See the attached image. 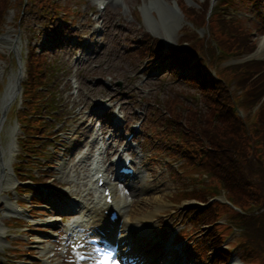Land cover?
Instances as JSON below:
<instances>
[{
    "label": "rangeland",
    "instance_id": "374dc122",
    "mask_svg": "<svg viewBox=\"0 0 264 264\" xmlns=\"http://www.w3.org/2000/svg\"><path fill=\"white\" fill-rule=\"evenodd\" d=\"M121 1L123 2L125 8L121 7L120 5L116 6L115 4H110V6L108 7L109 10L106 12L104 17H105V19H112V18H110L108 13H110L111 16H115L116 14H118L120 16L119 21H123V22H121V24H119L120 28H119L118 34L117 35H112V36H117V40H111V41L112 42H116L117 41V44H115V48H113L114 52H116L115 55H114L113 61L117 62V63L120 62L121 64H123L125 66L123 68H119L117 70V73L126 74L127 70L129 69V66L131 65V59L128 58V56L130 54L129 52H131L130 48H132V45H133L134 41L136 40V38H137V36L139 34L137 22H140V21L137 20L136 18H134V13H133V8H134L133 5L138 0H121ZM140 1H143V0H140ZM165 2H171L172 3L173 0H165ZM23 7H24L23 0H11V9L9 10L8 16L12 17L14 15L13 20L17 21V23H18L21 20V18L25 15V13L21 14ZM18 16H20L19 19H18ZM112 21H113V19H112ZM25 23L26 22H23L22 25H24ZM110 25L107 27L108 31L106 32V35H110V33L112 32L111 28H113V26L111 27ZM121 28H123V29H121ZM251 28L253 29L252 26H251ZM119 38H121V39L119 40ZM262 38L263 37H261V39ZM256 39L258 40V38H256ZM260 57L264 58V55H260ZM10 63H11V61H9V64ZM183 89H185V88H183ZM55 100L58 103L59 96H57ZM51 122H53V119H51ZM161 124L162 123L159 122V125H161ZM163 124H164V122H163ZM151 129H149L148 131H150ZM53 130H55V129H53ZM53 130L51 129V131H53ZM68 130H65V131H68ZM167 134H168V132H164L162 135L161 134L158 135L157 136L158 142L151 144V146H153V147L160 148V150H157V156H156L157 161H156L155 165H156V167H160L161 170H163V168L166 167V164H164V165L162 164V157L166 156V151H165V148H164V145H163V141L166 139ZM61 142H63L65 145H67V143H66L67 140L65 138H62ZM249 154L253 156L252 152H249ZM46 163H48V162L47 161H41L40 166H38V171H40V172L46 171L47 175L51 176L53 174V171L50 168L44 166ZM153 169H155V167L151 168V172H152ZM26 170H28V169H26ZM28 171H30V170H28ZM33 171L37 172V169H35ZM168 172L170 174L171 171H168ZM165 174H166V172H165ZM165 174H163V176H162L163 178H166ZM38 176H40V175H38ZM169 176H170V178L172 180L167 177V180H168L167 182L166 181L161 182V188L163 189V193L167 194L166 200H168L169 198L175 200L177 198V196L173 195V193L176 192V191H179L180 189L187 188L188 185H186V183H184V181H185L184 179H181V178L176 177V176H173V177H171V175H169ZM40 177L42 179H44L46 176H40ZM162 177H160L159 180ZM47 183L48 184H53V185L55 184L51 180L47 181ZM168 195H170V196H168ZM179 196H184V194L180 193ZM251 197H254V195H251L250 198ZM193 202H194L193 200H189V201H185L184 200L181 203V204H184V203L186 204V208L184 210V212H186V214L189 213L188 209L190 207H192L190 205ZM165 206L166 207H164L163 209H166V210L171 208V207H178L177 204H175L173 202H170V201L166 202ZM134 208H135V210H137L138 209V204ZM188 226L191 227V224H189ZM191 228H193V229L196 228V229H199V230L201 229L200 226H195V228H194V226H192ZM195 239H197V237H195L194 240ZM203 246L205 247L206 243H204L202 245V247ZM205 263L208 264L207 262H204V261H201V262L199 261L198 264H205Z\"/></svg>",
    "mask_w": 264,
    "mask_h": 264
},
{
    "label": "trees",
    "instance_id": "16d2710c",
    "mask_svg": "<svg viewBox=\"0 0 264 264\" xmlns=\"http://www.w3.org/2000/svg\"><path fill=\"white\" fill-rule=\"evenodd\" d=\"M237 41H239V46L245 45V47L247 49H251L254 44H250L247 40H244L242 37L237 38ZM264 63L258 62V63H251V62H245L244 64L238 65L235 67V71H236V76L240 77L241 82H245V81H249L251 82V84L256 85L258 88H261L262 90L264 89V81L261 80L260 76L257 78L256 73L253 74L254 70H257L261 65H263ZM189 81L194 82V84L196 86L199 87V89H201L202 93H203V98H208L209 101H213V92L214 90L212 89L211 91H207L205 92L206 88L205 83L202 78L198 77L197 75H193L189 78ZM207 96V97H205ZM218 102H216V106L215 108L217 109L218 107ZM194 117H192L191 119H193V121L195 122V124L197 125V123L199 124V121L197 119V117H195V112H193ZM264 117V114H263ZM205 121H208L207 117H204ZM229 124V123H228ZM205 126H203L204 128ZM228 129V128H227ZM237 129H241L243 131V133L245 134L247 131V128L242 126V125H236L233 127V130H237ZM229 131V130H228ZM216 135L217 137L220 138V140L223 139L224 142L218 144L217 146H220L222 148V152L220 154H218L217 159L219 161H221L222 163H227L228 158L230 159V164L231 166L233 165V159L238 156V149H237V145L238 142H240V138L237 139L236 134L234 133V131H229L227 132L226 130H223V128H220V126H218L216 128ZM230 139V140H229ZM229 166V169H231L232 173H238L239 171H242L241 169V165L239 163H234V166ZM222 258V253L219 251L217 254V262Z\"/></svg>",
    "mask_w": 264,
    "mask_h": 264
},
{
    "label": "bare ground",
    "instance_id": "6f19581e",
    "mask_svg": "<svg viewBox=\"0 0 264 264\" xmlns=\"http://www.w3.org/2000/svg\"><path fill=\"white\" fill-rule=\"evenodd\" d=\"M154 1L157 2V4L159 5L160 9H163L162 0H154ZM164 9H166V7ZM262 43H264V40H263ZM260 47H264V44H262ZM260 47H259V51H260ZM262 53H264V49L258 55H260ZM2 164L3 163L1 162L0 163V167L2 166ZM150 183H151V181L149 180V177L147 176L145 179L142 180L140 188H141L142 192L148 193L147 196H144L141 199H142V201H146V204L150 205L151 209L149 211H147V212H140L139 214L141 216H139V217H136L134 215V213L131 214L130 210H127V211L124 210L122 214L127 215V220L123 221V224H122L123 226L127 225L128 220L130 222L137 223L136 226L139 225V222L142 221V220H147L146 223H149V224L153 223V222H150V220L156 215L158 210H162L165 207L164 206V201L162 200V198H163V196L165 194L162 193L160 190H158L155 186H150ZM114 201L117 204H120L121 203V197L115 195L114 196ZM131 210L133 211L132 208H131ZM132 248L137 250V245L133 244Z\"/></svg>",
    "mask_w": 264,
    "mask_h": 264
},
{
    "label": "snow or ice",
    "instance_id": "6c2138e0",
    "mask_svg": "<svg viewBox=\"0 0 264 264\" xmlns=\"http://www.w3.org/2000/svg\"><path fill=\"white\" fill-rule=\"evenodd\" d=\"M101 7H103V4H101ZM107 260H108V257L106 256L105 261H107ZM102 264H104V262H102Z\"/></svg>",
    "mask_w": 264,
    "mask_h": 264
}]
</instances>
